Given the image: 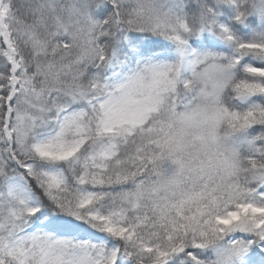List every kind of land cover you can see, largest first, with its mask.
<instances>
[{
  "label": "snow or ice",
  "instance_id": "6c2138e0",
  "mask_svg": "<svg viewBox=\"0 0 264 264\" xmlns=\"http://www.w3.org/2000/svg\"><path fill=\"white\" fill-rule=\"evenodd\" d=\"M0 264H264V0H0Z\"/></svg>",
  "mask_w": 264,
  "mask_h": 264
}]
</instances>
